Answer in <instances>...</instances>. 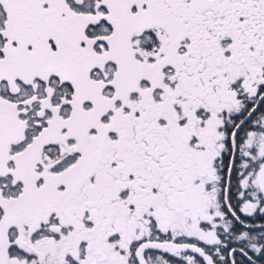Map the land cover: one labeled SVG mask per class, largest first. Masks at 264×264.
Masks as SVG:
<instances>
[{
    "label": "snow or ice",
    "instance_id": "1",
    "mask_svg": "<svg viewBox=\"0 0 264 264\" xmlns=\"http://www.w3.org/2000/svg\"><path fill=\"white\" fill-rule=\"evenodd\" d=\"M257 214L264 0H0V264H264Z\"/></svg>",
    "mask_w": 264,
    "mask_h": 264
},
{
    "label": "trees",
    "instance_id": "2",
    "mask_svg": "<svg viewBox=\"0 0 264 264\" xmlns=\"http://www.w3.org/2000/svg\"><path fill=\"white\" fill-rule=\"evenodd\" d=\"M249 222L252 223L253 225H255V227H254L253 230L255 232H259L260 231V228H259V226H256V225H258V224H260V225L261 224H264V218H262L260 214H257L253 218H250V221ZM233 246H236V245L234 244ZM166 258L173 259V260H178V258H171V257H166Z\"/></svg>",
    "mask_w": 264,
    "mask_h": 264
},
{
    "label": "water",
    "instance_id": "3",
    "mask_svg": "<svg viewBox=\"0 0 264 264\" xmlns=\"http://www.w3.org/2000/svg\"><path fill=\"white\" fill-rule=\"evenodd\" d=\"M256 226H259V225H256Z\"/></svg>",
    "mask_w": 264,
    "mask_h": 264
}]
</instances>
